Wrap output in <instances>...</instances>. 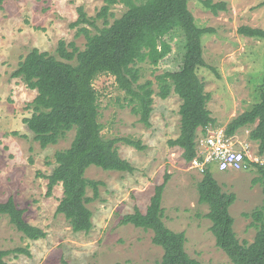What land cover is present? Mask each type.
<instances>
[{
	"label": "rangeland",
	"instance_id": "1",
	"mask_svg": "<svg viewBox=\"0 0 264 264\" xmlns=\"http://www.w3.org/2000/svg\"><path fill=\"white\" fill-rule=\"evenodd\" d=\"M213 1L225 2L227 11L215 15L195 0L189 9L199 26L213 30L202 39L208 67L198 69L197 74L206 92L212 94L208 108L216 124L209 131L215 132L224 131L233 119L260 102L264 40L241 36L238 30L243 26L264 30V0ZM103 4V0H5L0 5V203L13 198L19 209L25 210L26 221L46 233L44 239L31 240L8 216H1L0 250L30 252L11 254L6 258L10 264H158L164 251L153 244V232L122 221L136 208L145 214L155 187L169 174L162 199L166 226L176 233L185 232V249L191 258L204 264H233L210 231L212 222L206 218L209 207L199 203L197 187L203 174L186 163L183 149L169 146L170 140L180 136L182 100L175 93L167 99L159 97L155 77L182 68L185 38L175 24L158 33L159 65H141V83L154 82L150 127L126 106L125 94L113 77L101 76L94 83L104 137L130 138L145 147L139 150L124 142L117 144L121 158L134 172L104 171L96 166L87 169L85 177L100 182L97 200L88 205L93 214L89 232H74L66 217L57 214L63 187L56 186L49 195L45 176L56 165L55 153L71 146L75 131L42 149L24 122L32 116L29 105L37 92L13 74L35 48L58 57V45L64 41L84 50L87 39L84 34L77 36L71 24L79 18L78 8L95 17ZM125 11L124 5L115 6L110 22ZM98 25L103 27L101 21ZM255 127L239 129L231 138L233 147L248 155L247 169L223 173L211 166L223 192L237 196L230 213L242 243H252L256 235L253 219L247 214L264 205V183L254 182L261 177L259 168L252 164L259 156L258 143L250 140ZM202 136L199 130L197 145ZM93 195L89 188L87 196Z\"/></svg>",
	"mask_w": 264,
	"mask_h": 264
},
{
	"label": "trees",
	"instance_id": "2",
	"mask_svg": "<svg viewBox=\"0 0 264 264\" xmlns=\"http://www.w3.org/2000/svg\"><path fill=\"white\" fill-rule=\"evenodd\" d=\"M4 1L0 0V5ZM191 1L103 0L104 4L95 17H88L84 8L80 7L79 18L71 27L77 29V36L85 35L87 42L84 50L74 42L66 44L64 41L58 45V57L35 48L14 72L13 77L22 79L29 89L37 92L29 105L32 116L24 122L42 149L58 144L75 131L71 146L55 153L56 165L51 174L45 176L49 195L56 186L62 185L63 197L57 214L66 217L74 232H89L93 225V214L88 205L97 200L100 182L87 179V169L96 166L104 171L133 173L134 167L121 158L117 144L124 142L139 150L145 149L140 141L130 138L104 137L94 83L101 76L113 77L119 90L125 94L126 106L140 116L141 123L150 127L154 82L148 80L141 83V65H159L158 33L172 24L185 38L182 68L155 77L159 97L167 99L175 93L182 100L180 136L170 140L169 146L183 149V158L190 164L198 154L196 138L199 130L207 135L216 124L208 108L212 94L206 92V85L197 74L198 69L208 67L202 39L213 30L197 24L189 9ZM195 1L215 15L227 11L225 2ZM120 4L126 7V11L111 23L110 19L114 16L112 10ZM100 21L102 28L98 25ZM92 30L96 33L93 34ZM238 33L247 38L264 40L263 29L243 26ZM259 93L260 102L233 119L224 134L231 139L239 129L256 125L250 132V140L258 143L259 155H263L264 73ZM245 159L248 162V158ZM253 165L259 168L261 174L254 182L264 183V168ZM169 180L170 175L167 174L165 181L155 187L145 214L136 208L133 214L124 217L122 223L153 232V244L164 251L158 264H204L187 253L185 232L170 230L163 220L162 199ZM89 188L93 189L92 197L87 196ZM197 189L199 203L209 207L206 218L212 222L210 231L217 247L227 254L233 264H264V205L247 214L253 219L256 235L252 243H242L234 230L235 220L230 213V207L237 199L236 194L223 192L213 177L211 167L203 174ZM1 216H8L11 224L31 240L46 237L42 229L26 221L25 210L19 209L13 198L0 203ZM22 253L30 255L21 248L0 250V264H10L6 261L8 256Z\"/></svg>",
	"mask_w": 264,
	"mask_h": 264
},
{
	"label": "built area",
	"instance_id": "3",
	"mask_svg": "<svg viewBox=\"0 0 264 264\" xmlns=\"http://www.w3.org/2000/svg\"><path fill=\"white\" fill-rule=\"evenodd\" d=\"M208 131L197 145V157L191 162L194 169L204 174L214 166L219 172H241L247 169L248 157L244 151L237 150L231 144V139L225 137L224 131ZM249 161V160H248ZM252 164L264 168V154L259 155ZM213 168V167H212Z\"/></svg>",
	"mask_w": 264,
	"mask_h": 264
}]
</instances>
